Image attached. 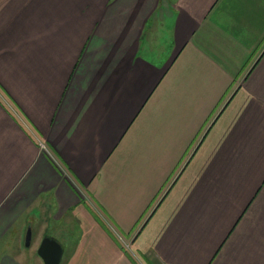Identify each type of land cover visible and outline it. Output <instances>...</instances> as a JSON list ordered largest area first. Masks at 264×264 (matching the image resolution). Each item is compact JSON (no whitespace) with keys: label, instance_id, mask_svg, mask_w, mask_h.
Returning <instances> with one entry per match:
<instances>
[{"label":"crops","instance_id":"crops-1","mask_svg":"<svg viewBox=\"0 0 264 264\" xmlns=\"http://www.w3.org/2000/svg\"><path fill=\"white\" fill-rule=\"evenodd\" d=\"M0 88V264H264V0H0Z\"/></svg>","mask_w":264,"mask_h":264},{"label":"water","instance_id":"water-1","mask_svg":"<svg viewBox=\"0 0 264 264\" xmlns=\"http://www.w3.org/2000/svg\"><path fill=\"white\" fill-rule=\"evenodd\" d=\"M32 232L31 229L27 231L26 246L31 244ZM38 254L43 260L44 264H61L63 257V247L55 239L46 237L43 239Z\"/></svg>","mask_w":264,"mask_h":264},{"label":"rangeland","instance_id":"rangeland-1","mask_svg":"<svg viewBox=\"0 0 264 264\" xmlns=\"http://www.w3.org/2000/svg\"><path fill=\"white\" fill-rule=\"evenodd\" d=\"M249 51V53H251L252 52V55H251V57H254L253 55L256 53V52H258L259 50H258V48H254L252 51H251V49L250 50H248ZM251 58H249V60H250ZM0 100L2 101V102H4V104H5V107L7 106V108L9 109V111L10 112H12L13 114H16V116L17 117H19L20 118V120H22V118H21V116L19 115V113L17 112V111H15V109L12 107V104H9L8 102H7V99L4 97V93H3V91L1 90V88H0ZM23 121V120H22ZM115 233H116V236H117V238L119 239V241L122 243V245L125 247V248H127V249H129L130 251H132L133 250V244H134V241H135V234H133V235H131L130 237H127V238H123L122 237V239L123 240H120V235L117 233V231H115ZM30 247V246H29ZM29 247H27L28 249H29ZM31 249V248H30ZM29 249V250H30Z\"/></svg>","mask_w":264,"mask_h":264},{"label":"built area","instance_id":"built-area-1","mask_svg":"<svg viewBox=\"0 0 264 264\" xmlns=\"http://www.w3.org/2000/svg\"><path fill=\"white\" fill-rule=\"evenodd\" d=\"M23 122V121H22ZM24 123V122H23ZM25 126V125H24ZM26 127V126H25ZM28 129V128H27ZM39 144H40V147H41V149L51 158V159H53V160H55V158L53 157V155H52V153L50 152V150L48 149V147L46 146V144L45 143H43V142H39ZM120 235V234H119ZM120 240H123L122 239V236L120 235Z\"/></svg>","mask_w":264,"mask_h":264}]
</instances>
